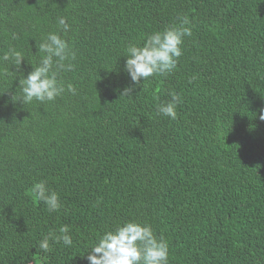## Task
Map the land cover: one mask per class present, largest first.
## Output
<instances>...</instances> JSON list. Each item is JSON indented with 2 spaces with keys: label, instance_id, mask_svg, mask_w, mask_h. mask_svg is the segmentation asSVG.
<instances>
[{
  "label": "trees",
  "instance_id": "trees-1",
  "mask_svg": "<svg viewBox=\"0 0 264 264\" xmlns=\"http://www.w3.org/2000/svg\"><path fill=\"white\" fill-rule=\"evenodd\" d=\"M61 16L77 57L65 92L13 102ZM183 17L177 67L121 96L127 44ZM10 46L26 58L22 74L0 64V264H88L97 237L129 219L163 235L169 264H264V0H0V56ZM173 93L175 120L157 112ZM40 180L58 212L34 197ZM63 225L72 246L40 251Z\"/></svg>",
  "mask_w": 264,
  "mask_h": 264
},
{
  "label": "clouds",
  "instance_id": "clouds-1",
  "mask_svg": "<svg viewBox=\"0 0 264 264\" xmlns=\"http://www.w3.org/2000/svg\"><path fill=\"white\" fill-rule=\"evenodd\" d=\"M60 31L48 32L37 44L39 60L32 66L27 76L22 74V62L25 55L15 47L10 46L0 56V64L10 61L16 69L21 70L22 78L19 80L20 95H12L13 102L30 104L34 100L40 103L54 101L65 92V84L59 78L65 71H72L76 52L70 46L68 40L61 32L66 33L70 29L67 18H58ZM190 21L183 17L180 26H170L163 30H156L141 37L143 43L138 41L127 44L124 55L127 59L124 70L130 76L133 84L126 87L121 96H132L133 86L141 84L154 76H166L170 74L178 64L183 54L181 45L185 37L192 35ZM12 39H18L16 33H12ZM67 91L75 94L76 89L69 83ZM180 97L172 94L171 99L160 103L157 112L175 120L178 116L177 105ZM260 120H264V109H261ZM106 144L105 141H97ZM34 197L42 201L50 212H58L62 207L59 193L52 190L45 180L34 183L32 187ZM56 232H49L38 242V249L44 253L51 250L50 241L63 243L64 246H72L73 238L70 234V226L63 225ZM88 264H169V244L160 235L158 238L152 226L136 219L125 220L117 223L114 228L104 231L99 235L90 249L86 252Z\"/></svg>",
  "mask_w": 264,
  "mask_h": 264
}]
</instances>
